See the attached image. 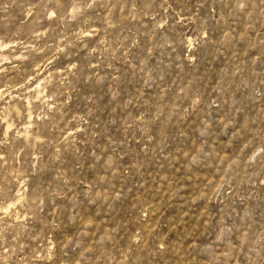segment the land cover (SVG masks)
<instances>
[{
    "label": "rangeland",
    "instance_id": "1",
    "mask_svg": "<svg viewBox=\"0 0 264 264\" xmlns=\"http://www.w3.org/2000/svg\"><path fill=\"white\" fill-rule=\"evenodd\" d=\"M0 264H264V0H0Z\"/></svg>",
    "mask_w": 264,
    "mask_h": 264
}]
</instances>
